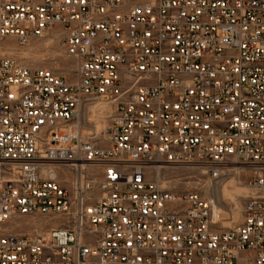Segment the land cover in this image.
I'll return each instance as SVG.
<instances>
[{"label": "built area", "instance_id": "obj_1", "mask_svg": "<svg viewBox=\"0 0 264 264\" xmlns=\"http://www.w3.org/2000/svg\"><path fill=\"white\" fill-rule=\"evenodd\" d=\"M56 31L73 84L0 56V264H264V0H0V43ZM87 103L112 107L107 145L80 134ZM230 162L247 195L226 231L145 171ZM35 216L70 226L6 234Z\"/></svg>", "mask_w": 264, "mask_h": 264}, {"label": "rangeland", "instance_id": "obj_2", "mask_svg": "<svg viewBox=\"0 0 264 264\" xmlns=\"http://www.w3.org/2000/svg\"><path fill=\"white\" fill-rule=\"evenodd\" d=\"M57 33L58 31L44 39H33L25 46L19 45L14 39H4L0 43V56L30 69H52L56 75L73 84L76 81L75 66L63 55L56 39ZM112 114V107L106 103H87L79 115L81 136L107 145L104 141ZM236 166L230 162L226 171ZM161 167H148L145 170L148 178L156 181L161 189L171 193H195L202 198L213 199L219 212L218 229L221 231L234 229L240 224L247 195L242 194L240 188H245L248 176L246 169L240 167L237 171L230 170V175L213 181L205 168L198 165ZM63 220L62 217H15L4 228L8 235L28 236L45 233L52 228L69 227L70 224Z\"/></svg>", "mask_w": 264, "mask_h": 264}, {"label": "bare ground", "instance_id": "obj_3", "mask_svg": "<svg viewBox=\"0 0 264 264\" xmlns=\"http://www.w3.org/2000/svg\"><path fill=\"white\" fill-rule=\"evenodd\" d=\"M72 61V60H71ZM98 117V116H97ZM96 120V119H95ZM97 124V123H96ZM162 167H157V169H161ZM240 167H238V166H236V167H234V168H232V169H229V170H227L226 171V173H225V175H227V174H229V171L230 170H235V171H237L238 169H239ZM10 170L12 171V173L13 174H16L17 173V171H18V167L17 166H11L10 167ZM9 175L8 176V179L9 180H12V179H15L16 178V175ZM230 175V174H229ZM236 175V174H235ZM238 191H239V189H238ZM240 191H241V193L242 194H246L247 193V189H246V187L245 188H240ZM239 193V192H238Z\"/></svg>", "mask_w": 264, "mask_h": 264}]
</instances>
